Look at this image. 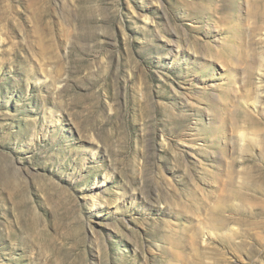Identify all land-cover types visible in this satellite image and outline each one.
Wrapping results in <instances>:
<instances>
[{"label": "rangeland", "instance_id": "1", "mask_svg": "<svg viewBox=\"0 0 264 264\" xmlns=\"http://www.w3.org/2000/svg\"><path fill=\"white\" fill-rule=\"evenodd\" d=\"M0 264H264V0H0Z\"/></svg>", "mask_w": 264, "mask_h": 264}]
</instances>
